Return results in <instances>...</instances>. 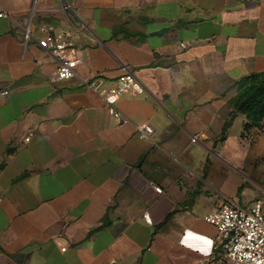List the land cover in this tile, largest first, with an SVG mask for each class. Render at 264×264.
Here are the masks:
<instances>
[{"label": "crops", "instance_id": "0c3cea01", "mask_svg": "<svg viewBox=\"0 0 264 264\" xmlns=\"http://www.w3.org/2000/svg\"><path fill=\"white\" fill-rule=\"evenodd\" d=\"M64 2L0 0V264H228L205 216L264 208V122L253 157L243 114L223 135L264 73V0ZM44 25L81 30L76 78L50 82ZM125 68L147 93L119 124L103 91Z\"/></svg>", "mask_w": 264, "mask_h": 264}, {"label": "built area", "instance_id": "2783aa9c", "mask_svg": "<svg viewBox=\"0 0 264 264\" xmlns=\"http://www.w3.org/2000/svg\"><path fill=\"white\" fill-rule=\"evenodd\" d=\"M62 1L64 8L69 9L70 5ZM8 16L0 7V18ZM30 38L31 35L28 33L26 39ZM81 38L82 32L77 28L57 30L53 25L42 26L41 35L34 40L41 49L50 53L57 61L56 71L50 78L51 83L70 81L77 77L76 70L81 60L76 55V47ZM87 84L97 91L101 85V78L97 77ZM146 93L147 88L136 74L125 68L117 82L103 91V97L115 120L119 124H128L129 118L118 108L119 100L124 96L139 97ZM7 95H9L8 91L0 92V96ZM136 129L143 140L150 139L154 133L149 123L138 124ZM34 135L35 132L30 131L25 142L29 143ZM192 142L196 143L197 138L193 137ZM156 190L162 193L160 188ZM146 219L149 220L147 215ZM205 220L217 229L214 244L220 250L221 260L228 264H264L263 201L257 200L250 208H243L229 201L206 214Z\"/></svg>", "mask_w": 264, "mask_h": 264}, {"label": "trees", "instance_id": "16d2710c", "mask_svg": "<svg viewBox=\"0 0 264 264\" xmlns=\"http://www.w3.org/2000/svg\"><path fill=\"white\" fill-rule=\"evenodd\" d=\"M249 87L244 95L236 104L231 118L226 123V130L230 126L236 114L241 113L246 118L244 132L250 135L254 130L260 129L264 122V73H255L248 77Z\"/></svg>", "mask_w": 264, "mask_h": 264}, {"label": "rangeland", "instance_id": "374dc122", "mask_svg": "<svg viewBox=\"0 0 264 264\" xmlns=\"http://www.w3.org/2000/svg\"><path fill=\"white\" fill-rule=\"evenodd\" d=\"M262 135V128L254 130L250 135L245 134V137L241 141V146L245 152H248L250 157H253L255 152L257 151V147H255V144H257V140L259 136ZM262 153V159L260 161V164H257L255 169L263 171L264 173V146L262 148L258 149Z\"/></svg>", "mask_w": 264, "mask_h": 264}]
</instances>
